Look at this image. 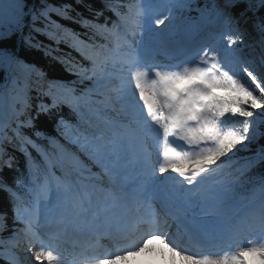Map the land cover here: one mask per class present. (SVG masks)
<instances>
[{
	"label": "snow or ice",
	"instance_id": "snow-or-ice-1",
	"mask_svg": "<svg viewBox=\"0 0 264 264\" xmlns=\"http://www.w3.org/2000/svg\"><path fill=\"white\" fill-rule=\"evenodd\" d=\"M93 4L0 0V74L15 93L0 84V110L11 108L0 121V231L10 227L9 208L17 250L10 264H130L148 253L163 264H264V178L258 203L256 188L241 197L247 204L237 200L245 172L224 178L226 162L264 137V16L252 21L258 60L245 53L241 26L264 0H218L193 23L175 14L191 0ZM26 27V42L75 79L49 78L7 46ZM21 73L31 77L28 88ZM93 105L118 118L82 131L81 121L92 126L86 112L99 116ZM49 122L67 145L45 131ZM8 146L25 156L26 177L6 174L18 171ZM257 162L264 145L246 168ZM134 204L148 211L133 212ZM154 241L167 254L150 247Z\"/></svg>",
	"mask_w": 264,
	"mask_h": 264
},
{
	"label": "trees",
	"instance_id": "trees-1",
	"mask_svg": "<svg viewBox=\"0 0 264 264\" xmlns=\"http://www.w3.org/2000/svg\"><path fill=\"white\" fill-rule=\"evenodd\" d=\"M57 3L64 2V0H56ZM124 2H127V0H124ZM26 3L31 6L33 3H38V0H26ZM94 7H99L100 6V0H94ZM77 11L82 12L83 15L85 16H91V14L87 11V9L83 7H77ZM182 11H178L176 14H179ZM105 16L111 17L114 19V16L112 15L111 12H105ZM261 16H264V8L257 7L255 12H249L245 18L241 20V26L244 28L245 26H248L249 22L252 25L253 20H258ZM58 19V18H57ZM104 17H100V22H103ZM5 23H7L5 21ZM39 24V22H37ZM61 23L68 25L69 27L75 28L77 31H84L79 27L78 24H72L71 21L64 20L61 21ZM253 27V25H252ZM29 28H25L23 33L21 34L20 41L17 42V36L19 33H17L13 38H11L8 41V47L15 48V51L18 53L20 56L21 60L25 64H35L39 68H43L48 72L49 78H62L65 80H73L75 77H73L68 71L65 70V66L59 63H56L51 60L50 57L44 56L43 52L41 50H38L34 47H31L27 42V38L29 36ZM254 33L250 35V37L247 39V42H253L258 40L259 42V35L253 30ZM35 39L38 41H43L45 44H51L52 41L48 40L45 36H41L38 34H35ZM60 48L64 50V52L71 51V49H68L66 45L61 44ZM72 56L75 57L77 60L80 59L79 55L75 52H72ZM54 68V70H53ZM3 79V75L0 74V83ZM31 80V77L27 76V74L21 73L19 77V83L21 88H28L29 82ZM13 85L9 81V84L7 86V91H9L12 95L15 93L12 92ZM30 95L32 96V102L33 104L36 103V92L33 90L30 92ZM45 102H48L47 97H43ZM94 107V105H93ZM4 110L9 111L11 114V108L8 103H6L3 107ZM63 111L68 112L67 108H64ZM69 118H71V114L68 112ZM90 112H86V117L88 118V115ZM30 130L26 129L25 132H29ZM45 131L50 135V136H55L59 138L62 142H66V140L63 139V137H60L59 133L56 131L54 122H49L45 128ZM71 131V130H69ZM47 144V142H44ZM264 145V137L259 138L258 140L254 141L250 146L249 149H242L240 152H238L230 161H227L226 164L228 165L227 167L230 168L229 173L233 174L234 171H237L238 175L240 174L241 171L245 172L244 176V188L242 192H250L252 186H256L257 189L259 188V181L261 178H264V162H257L255 163L252 167L246 168L247 162L254 157L256 153L259 152L261 146ZM69 147H72L71 145H68ZM75 150V149H73ZM30 151H32L30 149ZM8 152L15 157V165L16 168H18V171L14 168L12 171L6 170V174L11 178L12 176L19 175L22 177H26L24 173L27 171V164L22 165L19 163L26 162V158L21 153L20 151L12 148L11 146H8ZM33 157H37L36 154L32 151ZM38 158V157H37ZM36 163L39 165V161H36ZM94 171H97V169H93ZM6 197L3 193H0V201H5ZM3 210L9 211V225L10 227L2 231L3 234H8L9 229L11 228V211L9 208H4ZM1 252V250H0Z\"/></svg>",
	"mask_w": 264,
	"mask_h": 264
},
{
	"label": "bare ground",
	"instance_id": "bare-ground-1",
	"mask_svg": "<svg viewBox=\"0 0 264 264\" xmlns=\"http://www.w3.org/2000/svg\"><path fill=\"white\" fill-rule=\"evenodd\" d=\"M19 164L26 165V162H22V163H19ZM258 187H259V186H258ZM254 188L257 189L256 186H252V188H251V190H250L249 193H252ZM208 210L213 211L211 208H208ZM9 243H10L11 245H13V239H12V240L10 239V240H9ZM150 247H153V248H155V249H157V250L163 249V245L159 244L158 241H154L153 244H152ZM13 249H14L13 252L17 251L15 248H13ZM163 251L167 254V249H163ZM150 254L154 255L155 258H158L159 260H161V259L159 258V256L156 255V253H150ZM135 258H136V259L138 258L139 260H138V261H132V260L135 259ZM135 258H130V261H132L130 264H145L146 261H149V260H150V258H149L148 256L145 257V254L138 255V256L135 257ZM177 260H178V258H177ZM161 261H162V260H161ZM162 262H163V261H162ZM152 263H153V262H152Z\"/></svg>",
	"mask_w": 264,
	"mask_h": 264
},
{
	"label": "rangeland",
	"instance_id": "rangeland-1",
	"mask_svg": "<svg viewBox=\"0 0 264 264\" xmlns=\"http://www.w3.org/2000/svg\"><path fill=\"white\" fill-rule=\"evenodd\" d=\"M202 2H204V4H206V5H208L209 7H211L212 8V6H213V4L214 3H216V2H218V0H202ZM194 7V6H193ZM197 9V13H196V16L197 17H200V14H201V9L199 10V8H196ZM248 33V32H247ZM257 48H254V51L256 50ZM258 50V49H257ZM252 51V50H251ZM258 53V52H257ZM251 55H252V52H251ZM254 55H255V57H256V59L258 60V57H260V55L259 56H257V54H256V51H255V53H254ZM12 239H13V237H12ZM6 244H8V243H6ZM12 250H13V248L11 247V254H12ZM11 254H10V256H11ZM137 259L135 258V259H133L132 261H136ZM132 261H130V263L132 262ZM161 264H163V263H161Z\"/></svg>",
	"mask_w": 264,
	"mask_h": 264
}]
</instances>
